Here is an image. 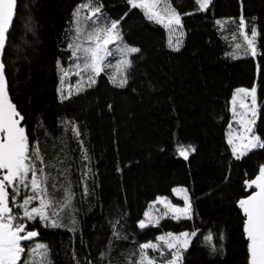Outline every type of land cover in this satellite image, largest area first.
<instances>
[{
    "label": "trees",
    "instance_id": "16d2710c",
    "mask_svg": "<svg viewBox=\"0 0 264 264\" xmlns=\"http://www.w3.org/2000/svg\"><path fill=\"white\" fill-rule=\"evenodd\" d=\"M87 2L18 0L3 56L10 96L25 118L21 126L30 142H40L46 162H55L57 155L63 159L65 146L71 157L77 231L25 221L28 230L39 232L35 242L49 245L52 264H86V258L93 264H125L139 243L155 241L165 232L198 230L182 264H248L245 217L238 201L255 190L247 189L244 181L264 165V149L237 160L227 140L232 95L237 88L253 86L259 104L255 130L264 138V0H212L204 12L195 0H170L182 18L179 51L168 46L162 25L148 21L139 9L130 10L126 0H98L109 23L128 13L121 35L141 51L130 57L126 87H116L108 72L102 73L95 86L61 101L57 62L64 68L70 65L67 43L74 35L73 13ZM241 15L249 35L253 26L259 32L261 55L255 58L242 53L232 58L235 43H243ZM67 121L79 124L91 158L94 176L88 197L82 196L80 149L64 126ZM178 145H191L195 152L185 160ZM49 171L57 175L55 169ZM176 187L187 189L192 219L165 218L159 227L141 231L137 222L158 196L182 204L172 191ZM121 216L127 241L112 238V222ZM209 233L215 253L204 239ZM110 239V255L101 261L99 254ZM32 246L30 242L26 249Z\"/></svg>",
    "mask_w": 264,
    "mask_h": 264
},
{
    "label": "snow or ice",
    "instance_id": "6c2138e0",
    "mask_svg": "<svg viewBox=\"0 0 264 264\" xmlns=\"http://www.w3.org/2000/svg\"><path fill=\"white\" fill-rule=\"evenodd\" d=\"M195 2L198 10L204 12L208 10L212 0ZM126 3L130 10L139 9L148 21L162 25L170 34L168 46L179 51L180 37H176L174 41L171 36L183 27L182 18L170 0H126ZM17 4L18 0H0V264H52L49 245L35 242L39 232L28 230L29 225L25 221L41 223L45 228L77 231L78 209L75 207V192L70 178L72 164L66 146L61 149L63 159L57 155L55 162H46L40 142H30L29 133L21 126L25 118L11 99L3 56L16 16ZM83 10H87V15H81ZM127 16L128 13H125L121 20H111L109 23L103 12V5L98 0H88V3L78 6L73 13L74 35L67 43L73 63L65 70L61 62H57L62 85L69 75L78 79L75 88L69 85L66 93L64 88L57 89L61 101L92 88L97 83V77L102 73L107 74L108 71L112 73L108 75L109 81L116 87H126L129 70L133 66L130 57L141 51L123 41L120 25ZM215 23L223 27L220 20ZM239 35L243 43H235L233 59L238 58L237 53L253 58L261 55L257 50L258 29L251 27L249 35L243 15L239 19ZM110 57H118L115 64L111 63ZM256 70L258 74L261 72L259 64ZM257 104L256 86L237 88L232 95L231 113L237 128L233 130L232 123H229L227 143L237 160L253 150L264 149V138L255 130ZM64 126L70 130L79 145L82 196L88 197L91 195L88 183L94 173L91 158L84 147L83 134L79 124L75 122H64ZM60 143L64 144L63 138ZM177 151L187 160L190 153L195 152V148L191 145H178ZM49 169H55L57 175H52ZM244 184L247 189H255L238 201V207L245 217L243 232L247 241L248 264H264V165H260L254 178L245 180ZM172 191L183 200V206L172 203L168 197L158 196L153 202L154 213L145 211V218L137 222L141 231L159 227L165 218L177 222L192 219L193 207L187 189L177 187ZM157 204L162 206V211L155 208ZM123 218L121 216L112 222V238L127 241L129 237L122 235ZM197 231L165 232L158 235L155 241L139 243L125 258V264H182L184 253L190 248ZM204 239L209 242L211 252L215 253L217 249L210 243L213 234L209 233ZM24 242H33V246L26 249ZM111 246L110 239L107 250L99 254L101 261L108 258ZM149 252L153 255H149ZM73 259H76L75 253ZM76 264H80V261L76 260ZM86 264L93 262L86 258Z\"/></svg>",
    "mask_w": 264,
    "mask_h": 264
},
{
    "label": "rangeland",
    "instance_id": "374dc122",
    "mask_svg": "<svg viewBox=\"0 0 264 264\" xmlns=\"http://www.w3.org/2000/svg\"><path fill=\"white\" fill-rule=\"evenodd\" d=\"M88 3V2H87ZM86 4V3H85ZM81 15H87V10H83L82 12H81ZM74 28H75V25H74ZM181 33H183V30H182V28L179 30V31H177V32H175L174 34H172V36H171V38L175 41V39H176V37H180V39H181V42H182V39H183V35L181 36ZM169 39H170V34H169V32H168V41H169ZM124 41V40H123ZM125 43V42H124ZM126 44V43H125ZM181 44V43H180ZM128 45V44H127ZM130 46V45H129ZM118 59V57H110L109 58V60L111 61V63H113V64H115L116 63V60ZM71 63H73V61H71ZM68 67L69 66H67V67H63L65 70H67L68 69ZM108 74L109 75H111L112 73H111V71H108ZM77 79H78V77H76V76H74V75H69V77L67 78V80H66V82L62 85L61 84V72H60V84H59V88H64L65 89V93H66V90H67V88H68V86L69 85H71L73 88H75V85H76V82H77ZM231 107H232V105H231ZM257 108H258V110H259V104H257ZM239 110V109H238ZM232 126H233V130H235L236 128H237V124L235 123V121L233 120V122H232ZM228 131H229V129H228ZM177 188V187H176ZM176 195V194H175ZM177 197V196H176ZM179 198V197H178ZM179 200L180 201H182V204L181 205H179V204H177V205H179V206H183V200L181 199V198H179ZM155 208H159V209H161V211L163 210L162 209V206L161 205H155ZM146 211H148V212H150V213H154V211H155V209H154V207H153V204H151L150 206H149V208L146 210ZM145 217H143L142 219H144Z\"/></svg>",
    "mask_w": 264,
    "mask_h": 264
},
{
    "label": "flooded vegetation",
    "instance_id": "af4514ba",
    "mask_svg": "<svg viewBox=\"0 0 264 264\" xmlns=\"http://www.w3.org/2000/svg\"><path fill=\"white\" fill-rule=\"evenodd\" d=\"M10 203H11V201H10ZM29 243L30 242H24L25 247H27Z\"/></svg>",
    "mask_w": 264,
    "mask_h": 264
},
{
    "label": "water",
    "instance_id": "95a60500",
    "mask_svg": "<svg viewBox=\"0 0 264 264\" xmlns=\"http://www.w3.org/2000/svg\"><path fill=\"white\" fill-rule=\"evenodd\" d=\"M15 19V18H14ZM11 30V29H10Z\"/></svg>",
    "mask_w": 264,
    "mask_h": 264
}]
</instances>
